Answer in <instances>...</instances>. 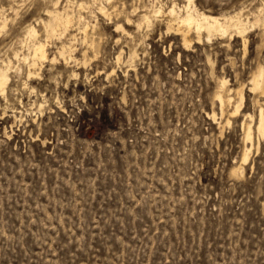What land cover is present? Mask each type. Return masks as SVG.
I'll return each instance as SVG.
<instances>
[{
  "label": "rangeland",
  "instance_id": "rangeland-1",
  "mask_svg": "<svg viewBox=\"0 0 264 264\" xmlns=\"http://www.w3.org/2000/svg\"><path fill=\"white\" fill-rule=\"evenodd\" d=\"M89 1L0 0V64L13 66L9 100L0 96V264H264V138L256 128L264 93L250 90L264 63L260 27L249 28L246 48L229 35L188 47L160 20L137 26L142 11L173 0ZM195 1L251 20L262 4L264 11V0ZM56 7L77 11L62 40L76 36L79 60L46 61L24 84L27 26L44 37L37 19ZM118 22L133 34L118 31ZM84 24L100 43L86 64ZM57 39L49 41L51 57ZM222 76L244 89L230 124L212 101ZM245 120L254 146L234 176Z\"/></svg>",
  "mask_w": 264,
  "mask_h": 264
},
{
  "label": "bare ground",
  "instance_id": "bare-ground-1",
  "mask_svg": "<svg viewBox=\"0 0 264 264\" xmlns=\"http://www.w3.org/2000/svg\"><path fill=\"white\" fill-rule=\"evenodd\" d=\"M13 1L14 0H12V2ZM95 1L96 0H94V2ZM109 1H111V0H109ZM173 1L174 2H172V4L168 5V6H165V4L162 3V2H159V1L156 2L155 4L152 5V7L150 8L149 12L145 13V11H142V14L139 17L138 22L136 20H134V21L137 22V26L140 28V26L143 23H147L148 25H150L153 22L154 19H156V21L160 20V22L161 21L164 22L167 31H172L175 34L180 35L181 40H182V44L184 46H188V47L191 46L194 41L200 43L203 40L210 41L216 35H219V36L220 35L221 36L229 35L230 37H232V36L240 37L242 39V41H243L244 47L246 48L247 42H248L247 32H248L250 27L256 26L258 28L260 27L261 35H262V37H260V38H262V42L259 45L260 46L264 45V11L262 10L263 4H262V7H260V6H259V8L257 7L259 9L257 11V13H254L253 10H252V12L254 14V18H253V20H251L249 16H243V13L241 11H238V10H237V12L235 11L234 13L213 14V13L209 12L208 10H205L203 7L200 8L197 5L195 0H185V2L183 0H181V1H183V4L177 3L176 0H173ZM100 2L101 1H99V3ZM131 2H134V1L132 0ZM163 2H165V1H163ZM90 3H91V6L95 4V3L92 4L93 2H90ZM106 3L108 4V2H106ZM106 3H105V5H106ZM125 3H123V6H124ZM111 4H112L111 7L113 8V11L118 9V5H117L116 2L115 3H111ZM143 4H144V2H143ZM151 4H150V6H151ZM105 5H101L100 6V10L103 12V14L104 13L111 14L112 11L108 12V8L109 7L107 8ZM147 5H149V4H147ZM79 6L80 7H86L85 6V1L84 2H80ZM70 7H67V8H70ZM77 7H78V5H77ZM80 7H79V9H80ZM1 8H3V7L1 6ZM10 8H11V6H10ZM18 8H19V6H18ZM130 8H131V6H130ZM97 9L99 11V8H97ZM120 9H121V7H120ZM120 9H119V11H120ZM137 9H138V5L135 6V7L133 6L132 12L135 13L137 11ZM253 9H255V8H253ZM42 10H40V11H42ZM14 11H15V9H14ZM124 11H125V9H124ZM126 11H128V10L126 9ZM254 11H256V10H254ZM75 12H77V11H75ZM75 12H73V13H75ZM102 12H100V13H102ZM80 13H82V12H80ZM121 13H122V11H121ZM70 14H69V12H67L65 10V7H64L63 10H61L59 7H56V9L54 8V10H52V9L48 10L47 20L45 18H43V17L40 18V16H39L37 21L39 20L38 22L43 24L42 28L45 31L44 37H41V35L39 34V30L37 29L38 26L35 27V25H33V24H30L28 26L26 25L27 26V32L26 33H27L28 39H30V40L29 41L27 40V42H25L26 44L23 45L24 47L26 46V48L28 49V52L26 54L24 53V56H23V61L26 64V68H27V71L25 73L27 79H26L25 82L23 81L24 84L29 85L30 84L29 81L31 79H33L35 77H38V75L40 74V71L45 66V62L46 61H49L51 63H57L59 61L58 58H61V59H63L65 61V64L67 66L72 61L78 62L79 59L75 56L76 47H74V43H75V41L77 39L76 36L74 34H72L73 33L72 32L71 33L72 35H71V37H69L68 41H64V39L62 40V38L68 33V31H69V29H70V27L72 25L71 24L72 20L74 19V17H72L73 15H70ZM82 15H80V16H82ZM14 16H15V14H14ZM78 16H79V14L77 15V17ZM44 17H46V15ZM77 17H75V18H77ZM78 18L80 19V17H78ZM34 19L36 20V18H34ZM81 19H82V17H81ZM126 19H127V22H130V23L133 21V19L131 18V16L128 13L126 14ZM5 20H6V18H5ZM37 21H35V22H37ZM85 21L86 20H84V22ZM26 23L28 24V22H26ZM78 23H77V25H78ZM6 24L7 23L4 22L2 27L4 28L6 26ZM158 24H159V22H158ZM88 26H89V24L85 25V27H84L85 34L83 33L84 34V41L83 42H85L88 45L86 47V49L83 50V54H84L83 63H85V64L87 63V61L89 59L88 53H87L88 49H90V48L93 49L95 51V56H97V53L99 52L97 49H98V47L100 45V43L96 41V38H95L94 34L91 35L89 33ZM40 27H41V24H40ZM146 27H148V26H146ZM116 28L120 32L128 33V34H131V35L133 34V33H130V31L127 30V27H125L123 23H119L118 22V24L116 25ZM19 32H20V30H19ZM22 33L24 34V32H22ZM139 33H141V32H139ZM25 37L26 36H24L22 38L25 39ZM54 37H57L58 39H61V44L56 46L57 50L55 52V55L53 57H51L48 46L50 47V45L52 43L49 45V41L51 39H53ZM136 37L137 36H135V38ZM11 40H14V38L11 39ZM23 42H24V40H23ZM23 42L21 43V45L23 44ZM54 45H56V44H54ZM20 49H19V51H20ZM15 51H17V50H15ZM136 54H138L136 50L131 51L130 54H129V59L128 60L129 61H134V58L136 57ZM14 55H15V53H14ZM121 55H122V51H120V53H118V55H117V61L118 62H120L121 59H122ZM21 57H22V55L20 56V58ZM23 61H22V63H23ZM22 66H24V65H22ZM11 68H13V66H12L10 60H9L8 63L0 64V96L3 97L7 101L9 100V93H10L9 90L12 87L11 86L12 78H11L10 72H9V69H11ZM20 70L19 71L17 70V71L20 72ZM24 70H25V67H24ZM15 71H16V69H15ZM22 71H23V69H22ZM114 71H115V68L112 69L109 72V75L114 73ZM73 75L74 76L78 75V72H76L74 69H73ZM250 83H251L250 90H261L264 93V63H259L258 64L256 70L251 75ZM30 88L34 89L35 86L30 85ZM17 90H19V88ZM212 101H213V104H215V102H218L217 104L219 105V110H220L221 117L222 116H228L226 121H225V124H230L231 121H232V119H230V117L237 116L242 111V107H243L244 102H245V95H244L243 86L241 85V86H239L237 88L230 87L229 86V81H228V79L225 76L219 77V78H217L216 88H215L214 93L212 95ZM42 106H43V104H40V109L42 108ZM229 106H231V108H229ZM259 106L260 107H259V113H258V122H257V127L256 128L258 130L259 136L264 138V107H263V105H259ZM211 115H212L213 118L216 119L217 113L215 111H213L211 113ZM15 117H17L16 114H15ZM21 117H22V115L20 116V118ZM247 117H251V119L253 120V114L252 113H247ZM243 129H244L245 145H244V148H243L240 165H236V166H234L231 169V174L234 175V176H240V175L243 174V172H244V165L243 164L247 163V161H248V159L250 157L251 150H252V148L254 146L253 129H252L251 122L245 120L243 122Z\"/></svg>",
  "mask_w": 264,
  "mask_h": 264
}]
</instances>
